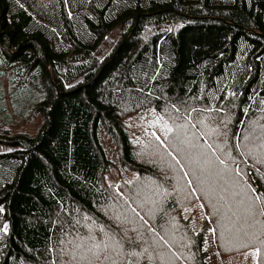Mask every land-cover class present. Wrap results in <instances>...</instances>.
Returning <instances> with one entry per match:
<instances>
[{
  "label": "trees",
  "instance_id": "1",
  "mask_svg": "<svg viewBox=\"0 0 264 264\" xmlns=\"http://www.w3.org/2000/svg\"><path fill=\"white\" fill-rule=\"evenodd\" d=\"M3 85L42 123L0 132V264H218L232 201L264 229V0H0L7 122ZM149 111L197 132L219 194L179 135L137 144L126 119Z\"/></svg>",
  "mask_w": 264,
  "mask_h": 264
},
{
  "label": "rangeland",
  "instance_id": "2",
  "mask_svg": "<svg viewBox=\"0 0 264 264\" xmlns=\"http://www.w3.org/2000/svg\"><path fill=\"white\" fill-rule=\"evenodd\" d=\"M36 7L37 5L34 4ZM39 11H41L42 17L49 19L51 13H54L53 7L45 6L44 8H40ZM56 19L53 20V22ZM111 40H115V34L112 33L109 37ZM91 42V40H89ZM3 101L5 103V107L8 108L7 110L11 114L10 118L5 121L0 120V132L3 129H7L10 134L17 135V134H26L33 136L35 135L42 123V118L40 115L29 116L23 112L22 110H18L17 112H13L11 109V104L9 101V91L8 86L3 85ZM1 97V96H0ZM127 126L131 132L132 137H135L138 139L136 142L139 144L142 140L146 141L149 135H152L153 137H156L157 140L164 144L167 141L164 133L172 134L171 136H174L175 134L179 135L178 138H175V145L178 148H187L189 151L187 154L192 157L189 159V163L186 162L187 165H185L184 168L190 169L191 172H189V175L192 180L200 187V190L204 196H206L205 192L209 191H215L216 193L221 192V187L219 182L216 181L214 177V173L210 172L208 176H206L207 180H202L199 175L195 173V170L199 174V170H203L204 172L206 169H204L202 166L198 165V163L201 161L198 160L197 157L204 158L205 152L202 151L203 148L199 144L197 140V132L190 133L192 137H188L189 140L186 141L187 136L183 135L181 136L182 130H185L186 128L181 125H175L174 122L171 120H168V117H163L162 115L155 114L149 112H135L132 116H129L126 119ZM200 127H203L200 125ZM177 128V131H174L173 129ZM194 128H199L195 126ZM183 134V133H182ZM200 134V133H199ZM198 134V136H200ZM189 136V135H188ZM185 140L184 144L181 139ZM104 146L109 153L111 158H114V148L111 140L103 136ZM246 143H249L247 140ZM247 146V145H246ZM260 150L263 148L258 146ZM10 147L1 145L0 144V151H6L9 150ZM147 153V152H144ZM183 154V152H182ZM197 164V165H196ZM206 165V163H205ZM207 166V165H206ZM208 168V167H207ZM124 173H116L111 172L107 176V180L109 183H117L119 180V177H123ZM221 178L222 177H218ZM213 179V180H212ZM224 183L227 180H222ZM231 182V181H230ZM234 184V183H232ZM202 186V187H201ZM117 189V188H116ZM229 197L232 200H235L236 197L229 195ZM239 203H234L233 201L231 204L223 210L224 212V229L222 233L220 234V237L222 238V242L220 243L223 245L224 250L226 253H228L226 256H223L222 253H220L219 249H215V255L216 260L218 264H255L256 263V254L257 250L254 247V241L259 238V235L264 231V229L261 227L260 224H256L255 220L253 219L252 215L249 214V208H244L242 206V203L238 201ZM235 206L237 209H235ZM222 209V207H221ZM1 208H0V223L3 225L4 223L1 221ZM218 231V230H217ZM221 231V227H220ZM220 238V239H221ZM252 243V246L246 247V244ZM221 250V249H220ZM260 252V251H259Z\"/></svg>",
  "mask_w": 264,
  "mask_h": 264
}]
</instances>
